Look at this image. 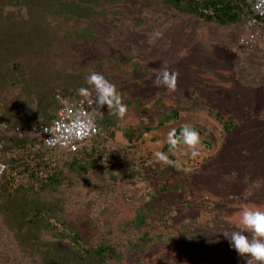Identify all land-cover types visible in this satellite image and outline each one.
I'll return each mask as SVG.
<instances>
[{
	"label": "rangeland",
	"instance_id": "obj_1",
	"mask_svg": "<svg viewBox=\"0 0 264 264\" xmlns=\"http://www.w3.org/2000/svg\"><path fill=\"white\" fill-rule=\"evenodd\" d=\"M97 13L88 22L53 23L61 39L52 65L64 74L67 70L84 76L85 84L93 71L113 83L123 101L134 104L120 121L123 131L155 127L158 119L179 109L178 126L195 125L206 131L214 147L198 145L199 155L193 158L184 145L188 162L193 158L200 163L193 175H184L154 156L156 151L163 153L169 133L178 126L146 134L135 146L123 131L114 139L104 134L101 142L110 152L111 164L102 168L117 165L116 170L114 175L106 169L92 172L57 196L65 202L70 226L77 225L92 244L117 247L123 258L111 264H245L221 232L238 226L242 207L264 208V118L260 115L264 112V43L244 49L240 46L244 29L206 24L161 0L103 3ZM0 15L5 20L30 18L25 6L3 7L2 3ZM78 35L85 38L78 41ZM136 64L144 71L137 72ZM162 66L178 73L176 91L155 86ZM88 86L94 98L95 91ZM22 89L10 88L0 95V123L2 119L9 127L4 107L23 95ZM22 101L23 116H33L35 100ZM104 108L105 113L108 107ZM211 111L235 124L231 135L211 118ZM10 131L9 139L15 137ZM22 135L33 142L29 131ZM49 156L61 164L72 157L66 152ZM133 167L141 170V177ZM171 181L184 190L160 193L163 183L171 188ZM142 208L151 218L136 232L135 225L127 224L136 221ZM0 264H44L37 252L23 250L2 210Z\"/></svg>",
	"mask_w": 264,
	"mask_h": 264
},
{
	"label": "trees",
	"instance_id": "obj_2",
	"mask_svg": "<svg viewBox=\"0 0 264 264\" xmlns=\"http://www.w3.org/2000/svg\"><path fill=\"white\" fill-rule=\"evenodd\" d=\"M118 0H0L2 6H25L30 14L28 21L17 19L5 20L0 15V95L10 88H23L21 96L12 105H6L3 110L4 117L9 122L10 132L20 129L22 132L30 131L33 123H50L57 117L59 110L56 97L62 93L64 97H80L77 90L81 87H90L85 84V77L77 73L66 74L56 67L53 61L56 45L60 41L59 31L55 30L53 23L56 20L63 23L76 21L88 22L95 18L97 10L103 3H113ZM161 2L182 15L195 17L198 20L222 28L245 29L253 19L254 13L246 0H161ZM264 29V20L262 21ZM78 35L77 40L84 39ZM47 41L44 44L43 41ZM136 71H144L141 65L136 64ZM62 91V92H61ZM33 98L36 110L31 117L23 116L25 110L24 98ZM122 103L128 108L133 107L130 101ZM138 105L140 102L137 103ZM105 111V108H104ZM181 111H171L158 119L156 126L151 128L125 129L119 127L121 118L109 114V109L99 116V125L102 135L84 146L78 153L71 155V159L64 164L57 161L55 154L40 145L41 138L29 137L23 139L14 133L15 137L4 138L8 142L4 160L10 169L0 183V200H2V213L6 224L14 232L23 250L37 252L44 264H111L120 262L123 255L117 247L108 243L92 244L80 233L78 226H70L66 217L65 202L57 197L66 187H74L79 181L88 177L92 172L108 170L114 175L117 165L102 168L110 156L106 145L101 140L104 134L116 138L119 131L135 146L146 134L160 131L162 128L178 126ZM213 118L227 134H232L235 124L228 121V116L211 111ZM3 120L1 119V122ZM185 125H179L174 138L179 143L176 150H170L167 144L163 153L168 155L170 167L184 175H193L200 169V163L195 159L185 157L183 139L180 136ZM191 126L199 133V144L212 149L214 142L206 131L195 125ZM141 129L143 131H141ZM137 132H136V131ZM36 143V144H35ZM118 155L111 158L119 160ZM137 176L142 172L133 167ZM162 172H160L161 174ZM171 177V176H170ZM164 183L160 193L182 192L184 186L175 182ZM135 222H129L128 227L135 225L136 232L141 231L151 218L144 208L138 211ZM47 236L52 239H46ZM145 237H150L146 233Z\"/></svg>",
	"mask_w": 264,
	"mask_h": 264
},
{
	"label": "clouds",
	"instance_id": "obj_3",
	"mask_svg": "<svg viewBox=\"0 0 264 264\" xmlns=\"http://www.w3.org/2000/svg\"><path fill=\"white\" fill-rule=\"evenodd\" d=\"M155 35L158 36L159 33ZM152 42L153 38L150 37L149 43L151 44ZM177 77L178 73L170 72L167 66H162L158 70L154 84L157 87L163 86L167 90L174 92L177 90ZM86 82L95 91V97L89 100L90 107L94 106V109H100L107 106L109 114L116 115L121 119L125 117L127 107L122 103V97L113 83L95 71L87 75ZM77 92L84 98L91 96L90 89L86 87L79 88ZM260 115L261 118H264V112ZM174 135L173 131L168 136L170 150H176L179 143L178 139L174 138ZM180 136L183 139V144L188 147L190 155L193 158L197 157L199 155V133L191 126L185 125L181 130ZM154 156L159 162H172L169 160L168 155L162 152L156 151ZM3 167L6 166L0 165V168ZM221 233L237 252L238 256L245 260V264H264V208L258 206L242 207L239 213L238 226L235 229Z\"/></svg>",
	"mask_w": 264,
	"mask_h": 264
},
{
	"label": "built area",
	"instance_id": "obj_4",
	"mask_svg": "<svg viewBox=\"0 0 264 264\" xmlns=\"http://www.w3.org/2000/svg\"><path fill=\"white\" fill-rule=\"evenodd\" d=\"M254 13L253 19L245 27V36L240 41L244 49L253 48L258 43H264V0H246ZM92 97H64L58 93L56 101L59 107L57 117L50 123H33L30 135L34 138H41V146L53 153L66 152L69 155L78 153L84 146L102 135V128L99 125V116L104 112V107L94 109L89 106ZM9 127L7 122L0 123V183L9 172L10 166L4 160ZM21 138L22 131L15 132ZM54 138V139H53ZM1 211V208H0Z\"/></svg>",
	"mask_w": 264,
	"mask_h": 264
}]
</instances>
